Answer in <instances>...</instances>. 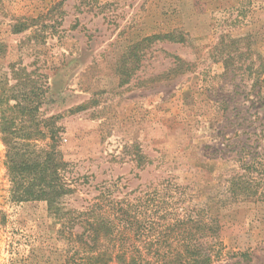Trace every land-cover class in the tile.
I'll use <instances>...</instances> for the list:
<instances>
[{"label":"rangeland","instance_id":"1","mask_svg":"<svg viewBox=\"0 0 264 264\" xmlns=\"http://www.w3.org/2000/svg\"><path fill=\"white\" fill-rule=\"evenodd\" d=\"M263 69L264 0H0V108L55 119L77 181L52 210L16 202L0 133V264H66L81 229L60 215L168 178L219 222L234 256L214 264H264V201L217 203L240 156L264 168Z\"/></svg>","mask_w":264,"mask_h":264},{"label":"trees","instance_id":"2","mask_svg":"<svg viewBox=\"0 0 264 264\" xmlns=\"http://www.w3.org/2000/svg\"><path fill=\"white\" fill-rule=\"evenodd\" d=\"M19 26L13 30L26 29ZM162 39L183 43L167 33L145 38L131 50L139 55ZM261 82L264 88V69ZM8 111L11 115L6 114ZM36 112L37 108L28 103L0 108V133L13 199L45 201L52 210L65 194L75 193L77 181L75 188H69L63 176L66 163L58 146L60 127L53 118L35 119ZM238 162L225 181L223 199L217 203L264 201L262 159L240 156ZM96 190L97 195L84 201L81 211L60 215L61 220L69 216L70 229H81L71 233L72 253L66 264H214L234 256L225 251L221 228L210 206L197 203L190 187L176 184L173 178L146 191L139 186L120 198L115 195L119 193L116 183Z\"/></svg>","mask_w":264,"mask_h":264}]
</instances>
